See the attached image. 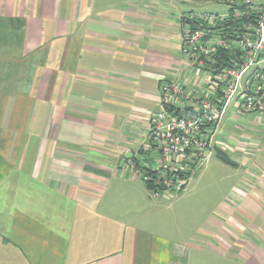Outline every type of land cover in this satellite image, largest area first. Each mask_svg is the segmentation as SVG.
Segmentation results:
<instances>
[{"label": "crops", "instance_id": "1", "mask_svg": "<svg viewBox=\"0 0 264 264\" xmlns=\"http://www.w3.org/2000/svg\"><path fill=\"white\" fill-rule=\"evenodd\" d=\"M162 2L0 0V264H264V114L220 121L242 174L213 211L131 168L157 164L162 85L210 89Z\"/></svg>", "mask_w": 264, "mask_h": 264}, {"label": "built area", "instance_id": "2", "mask_svg": "<svg viewBox=\"0 0 264 264\" xmlns=\"http://www.w3.org/2000/svg\"><path fill=\"white\" fill-rule=\"evenodd\" d=\"M193 1L228 10L191 11L181 17L186 27L181 53L205 76L210 89L187 90L167 81L162 85V104L149 133L157 164L131 162L154 199L176 197L186 190L212 156L218 125L230 106L264 114V0ZM217 56L226 59L219 62Z\"/></svg>", "mask_w": 264, "mask_h": 264}, {"label": "rangeland", "instance_id": "3", "mask_svg": "<svg viewBox=\"0 0 264 264\" xmlns=\"http://www.w3.org/2000/svg\"><path fill=\"white\" fill-rule=\"evenodd\" d=\"M162 3L164 10L168 11L169 20L177 24L179 16L182 13L186 14L191 11L226 13L228 10L223 5H216L214 3L203 4L193 0H163ZM153 6L155 7L154 4ZM261 66H264V64H261ZM231 109L232 106L228 108L229 111ZM212 157L192 176L186 190L176 196L178 198L183 195L184 200L182 204H186L192 210L210 212L219 208L224 203L226 204L230 199L229 195L232 187L242 174L241 171H236L232 166L220 162L215 156ZM175 210L177 209L175 208ZM186 225L187 228L193 227L195 225L193 219H187Z\"/></svg>", "mask_w": 264, "mask_h": 264}, {"label": "trees", "instance_id": "4", "mask_svg": "<svg viewBox=\"0 0 264 264\" xmlns=\"http://www.w3.org/2000/svg\"><path fill=\"white\" fill-rule=\"evenodd\" d=\"M216 59H218L219 62H222V60H225L226 57H216ZM206 70H209V69H206ZM219 94L218 91H216V96ZM221 97V95H220ZM186 111H190V109H187ZM215 156L217 157V159L219 161H221L222 163L226 164V165H229V166H232V167H237V164L231 159V157L226 153L224 152L223 150L219 149V148H216L215 149Z\"/></svg>", "mask_w": 264, "mask_h": 264}]
</instances>
